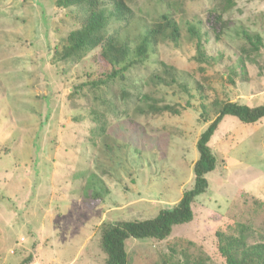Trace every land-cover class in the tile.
<instances>
[{"label":"rangeland","instance_id":"rangeland-1","mask_svg":"<svg viewBox=\"0 0 264 264\" xmlns=\"http://www.w3.org/2000/svg\"><path fill=\"white\" fill-rule=\"evenodd\" d=\"M57 2L0 0V264H105L104 227L152 220L194 187L208 127L201 104L264 106V0H127L130 18L108 31L132 52L164 15L179 23L181 43H160L124 80L99 89L88 77L99 51L55 59L81 24L76 8ZM219 8L225 35L205 45L211 59L202 64L186 22ZM242 30L262 38L259 52ZM166 69L171 87L155 79L170 81ZM155 104L176 111L152 113ZM210 147L219 163L193 222L163 242L129 239V264H225L223 241L264 246V120L228 116Z\"/></svg>","mask_w":264,"mask_h":264},{"label":"trees","instance_id":"trees-1","mask_svg":"<svg viewBox=\"0 0 264 264\" xmlns=\"http://www.w3.org/2000/svg\"><path fill=\"white\" fill-rule=\"evenodd\" d=\"M57 5L60 9L76 8L81 17V24L78 29L71 31L62 40L60 50L55 47V59L64 61L77 58L81 60L84 55L99 51L92 56V63L96 69L88 75L91 79L89 85L94 89H99L117 79L124 80L129 71L149 59L150 53L155 52L160 43H170L173 46L181 43L182 31L179 23L164 15L162 24L146 28L141 43L132 52L128 43L121 42L108 31L110 22L115 20L124 23L130 18L132 11L127 0H58ZM225 13V8H219L211 10L204 21L195 18L186 22L187 33L195 43L197 62L204 64L211 59L205 53V45L211 38L216 42L222 41L226 29ZM241 35L253 51H260L263 46L260 36L251 35L246 30H242ZM239 63L243 64V61L239 60ZM165 74L170 81L158 76L155 79L165 87H171L170 85L176 83L174 74L168 69ZM232 74L235 75V71H232ZM183 88L186 90L185 87ZM201 90L199 86L197 92L201 94ZM149 107L152 113L176 111L170 106L159 107L155 104ZM187 107H190V104ZM201 111L200 119L203 124H208V127L197 142L199 156L193 168L194 187L183 194L175 208L161 211L152 220L125 222L116 227H104L100 246L106 256L105 264H129L126 249V241L129 239H153L163 242L171 236L175 227L193 222L195 200L209 191L210 183L207 176L216 170L219 163L210 143L224 119L230 116L247 125L264 120V106L250 108L237 103L225 102L212 104L210 107L201 104ZM95 195L101 198L99 193ZM227 241H220L219 245V252L225 264H264V246H253L241 250L239 244L241 241L234 238ZM170 251L174 253L173 248H170Z\"/></svg>","mask_w":264,"mask_h":264}]
</instances>
